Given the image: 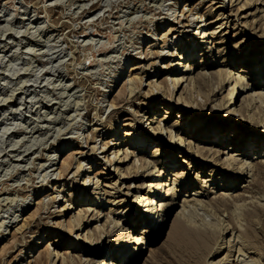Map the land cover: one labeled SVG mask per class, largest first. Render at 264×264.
<instances>
[{
    "label": "rangeland",
    "instance_id": "374dc122",
    "mask_svg": "<svg viewBox=\"0 0 264 264\" xmlns=\"http://www.w3.org/2000/svg\"><path fill=\"white\" fill-rule=\"evenodd\" d=\"M175 1L0 0V264H35L33 261L39 256L40 251L48 252L45 247L49 240L50 243H54L69 236L70 241L74 239L70 238L72 234L73 236L81 234L83 239H88L90 244L95 245L91 247V252H82L81 255L92 259L93 263L95 260L97 263L100 260H107L111 263L114 258L106 257L104 254L110 252V248L114 245L113 243L107 246L110 238L106 235L113 227V221L119 222L121 227L120 229L115 228V230L118 229L113 237L115 243L120 237L121 241L128 240L126 242H129L131 237L142 238L146 241L144 231L154 233L158 227L156 219L159 222L162 215H165L160 211L162 209L160 204L164 202L166 210L168 207L166 204H170L175 195L158 203L157 214L159 215L155 217L152 226L149 225L153 216L140 225L142 228L139 234H134L133 223H124V214H121V211L133 205L120 207V204L122 205L129 189L130 196L132 194L145 195L144 192H140V187L148 191V185L156 181V178L152 180L146 177L151 170L154 171V168H149L145 172L143 162L138 161L142 155L137 153V149L130 148L126 144L121 148V152L122 150L135 152L137 163L135 158L121 163L116 161L106 163L101 160V158H106V160L113 158L111 154L114 152V147L102 152L105 148L104 143L112 140V137L106 134V130L112 133L113 129H119V142L124 141L122 133H125L127 129L124 128V124L128 123L125 119L131 118L132 113L140 112L143 116L141 125L148 126L147 129L151 122L146 123L147 112L156 115L155 127L159 125L162 118L168 117L167 121L162 120L160 124L173 132L175 141L178 135H182L193 143L195 152L199 153V149L204 147L209 153L202 159H198L194 153L183 152L180 148L175 150V154L179 156L177 161L187 162L182 168H176V171H179L177 185L174 184L175 178L172 175H165V180L172 183L169 188L177 189L176 205L167 211L166 221L158 238L142 246L131 242V248L144 249L141 254L136 253L134 264H203L201 252L193 251L194 257L188 261L189 252L174 250L175 248L169 250L163 245L168 240L171 224L177 214L182 212L185 199L197 198L209 206L213 199L224 194V196L227 194L226 197L229 199L228 208L220 205L207 207L216 215L201 208L199 215L187 213L189 217L186 219L189 225H201L202 227L205 225L215 230L224 222L222 225L224 236L221 243L225 245V248L206 256L205 264H264V192H261V190L264 191V173L249 177L250 173L249 176L245 175L235 179L236 175L222 170L223 163L233 152L228 150L233 147L228 138H225L223 148L216 149L211 144L215 143L214 138L208 141L200 137L192 138L190 134L185 136L182 133L183 128L190 127L188 123L197 116V113L177 105L178 98L183 95V91L191 93L193 90L202 94L199 99L205 104L204 93L196 79L201 73L212 77L214 73L232 70L233 79H235L233 85L238 76L244 78L243 84L248 83L249 87L247 86L245 93L241 90L237 91V96L240 97L237 108L239 104L246 102L248 96L264 92V88L253 86L251 79L254 70L241 64L256 55L264 56V0H224V2L222 0H189L185 6L183 5L186 0H181V6L177 7ZM219 6L221 8H218ZM172 7H176L175 13ZM189 14L195 22L203 16L202 22L200 24L197 22L193 28H188L185 26L188 24L185 17ZM204 22L207 25L199 32L208 31L210 35L211 32L216 31V33L212 34L209 43L205 44L202 50L195 52L197 56L194 60L197 63H187L193 67L192 73H181L182 76L193 77L194 82L185 81L179 90L176 89L171 104L168 103L169 99L162 95H150V86L154 87L157 83L162 86L160 83L172 74L171 69L178 60L174 58L171 61L169 72L165 69L162 71L158 69L161 74L153 78L150 73L156 70L157 65L163 66L168 63V59L158 58L157 52L180 53L183 50L180 46L188 45L189 40L193 38L195 27L203 25ZM198 39L196 38L187 48L194 49L193 45L202 41ZM210 64L214 66L209 67ZM241 69L249 74L238 73ZM180 72L181 67L178 68L177 74ZM262 73L264 74V67L261 68ZM130 76L131 79L135 77L139 79H135V83L134 79L130 81ZM131 82L138 91L132 95L125 89L132 86ZM217 87L214 80L212 88L216 92ZM231 87L232 85L225 86V95ZM221 97V94L217 93L213 98L214 102L205 106L207 115L204 119L207 124L213 119H217L215 123L220 124L226 120L227 110H220L219 118H215L211 112L212 107H220ZM154 105L159 108H148ZM232 108L233 105L230 109ZM260 109H264V103L255 102L252 112ZM166 111L172 114L168 116ZM180 116L183 118L180 119ZM235 119H239L238 114ZM95 129H100L99 133H96ZM135 129L137 130V127ZM192 130L190 129L189 132ZM233 131L229 130L227 137H230ZM258 131L256 128H246L251 139H255ZM168 135L165 132L163 142L160 138L150 145L151 150L146 155L147 159L158 161L156 171L159 170V173L164 163L167 164V160L163 156L158 157L160 155L158 153L162 152V145L166 144L165 140L170 138ZM78 136L81 137L78 139ZM260 141L264 144L263 140ZM94 146L100 157L93 155L96 151ZM156 150L158 153L155 152ZM214 150L221 151L219 164L214 160L216 158L213 154ZM74 158L81 160L84 164L85 170L81 176L75 175L78 161ZM258 160L255 158L253 161L249 159L246 162H251L253 165ZM68 162L72 163L67 165ZM188 163L193 166L186 168L189 166ZM90 165L95 173H102L96 177L102 178L101 181L104 183L99 184L98 191L102 193L103 203L109 202L95 210L101 213L98 220L94 211L88 213L84 220L79 221V209L76 210V207L82 205L80 202L73 205L75 209L71 214L61 209L71 204V201L66 203L64 200L81 195L82 192H87L88 198L94 191L96 184L94 185L92 181L84 191L81 187L84 177L87 175L93 177L87 172ZM115 168L120 170H115ZM210 175H214L217 179L215 183L213 181L205 183L207 180H213ZM106 176L111 180L104 181ZM226 177L229 178L225 179ZM253 180L262 184V189L256 188L257 185H249L247 181ZM228 181L230 188L224 189V183ZM235 181L237 185L233 188ZM245 185L249 187L243 188ZM135 187L139 189L136 190ZM115 188L121 189L122 193L118 194ZM236 190L238 192H235ZM106 191L115 196L113 197V194L103 196ZM198 192L201 193L199 196H183ZM238 194L244 196L245 200L233 202ZM55 196L57 202H53ZM91 205L89 202V206ZM216 206L221 210L219 211L218 208L216 210ZM256 206L259 208H255ZM255 209H258V212ZM247 211L253 214L250 216L252 219L248 217L250 212L245 214ZM84 213L81 212V214ZM255 215L257 218H253ZM260 215L262 218L259 217ZM70 219L75 220L78 232L69 226ZM146 219V216L142 218L143 221ZM258 219L261 223H257ZM253 220L257 221L253 222ZM13 221L17 222L13 223ZM58 223L64 225L61 232L64 236L59 237V234V236L46 238L48 232L53 230ZM260 224L263 226L261 227ZM250 236L255 241L250 239ZM39 240H41V245L29 257L31 247ZM242 241L245 244L256 242L254 249L244 247ZM58 247L60 246H52V253L63 254L64 250L61 251ZM38 250L40 251L37 253ZM78 254L72 253L71 255L74 257ZM53 257V262L60 264L59 258H55L54 254ZM131 259L130 257L124 259L121 264H127ZM74 264L80 263L75 262Z\"/></svg>",
    "mask_w": 264,
    "mask_h": 264
},
{
    "label": "bare ground",
    "instance_id": "6f19581e",
    "mask_svg": "<svg viewBox=\"0 0 264 264\" xmlns=\"http://www.w3.org/2000/svg\"><path fill=\"white\" fill-rule=\"evenodd\" d=\"M175 2L177 3L176 7L181 6L180 5L181 0H176ZM188 2H189V0H186V2L184 3L183 6L187 5ZM222 2H224V0H222ZM176 7H172L173 13L176 12ZM218 8H221V6H219ZM190 14L187 15V17H185L186 20L188 21V24H186L185 26H187L188 28L189 27L193 28V25L195 23L198 22L200 24V22H202L203 16L199 17L200 20L195 22L193 19H191ZM178 15H180V14L178 13ZM206 25H207V23L204 22L203 25H200L199 27H195L193 35H192L193 36L192 40H189L188 45H181L180 46V49L183 48V50H181L180 53H177V52L176 53L175 52L169 53V52H167V53L163 54V52L162 53L157 52V54H156L157 57L162 58V59L163 58L168 59V63H167V65H163V66L158 64L156 70L154 72L150 73V75L153 78L159 77V75L161 74L158 71V69H160L161 71L165 69L169 72V69L171 67V61L174 58H178V60L176 61V63H174V65L171 69L172 74L168 77V79L166 78L160 83L162 86L157 85L158 83L156 85H154V87L150 86L151 87L150 95H152V96H156L157 94L162 95L163 97L168 98L169 99L168 103L171 104V101L173 100V94H174L176 89L179 90L185 81H189L190 83L194 82L193 77H191V76L185 77L184 75L182 76L181 73L185 74V73L191 72L193 67L187 65V63H197V61L194 60L195 56H197V54H195V52L197 50L198 51L202 50L203 46L205 44L209 43V39L212 36V34L216 33V31L211 32V35H210L208 31H205L203 33L199 32L200 29L205 27ZM219 28H221V27H219ZM196 38H199L198 41L199 40H202V41L197 42L196 45L194 44L193 45V46H195L194 49L187 48V46H189ZM205 39H207V40H205ZM152 40H154V39H152ZM161 40H163V39H161ZM207 49H205V51ZM263 62H264V56L262 54H260V55H256L254 58L250 59L247 62L241 63L243 66L250 67V69L254 70L253 71L254 73L252 74V79H251L253 82L254 88H256V87H260V89H261V87L264 88V82H263L264 81V74L263 73L261 74V68L264 67ZM175 65H176V69H174ZM132 66H134V65H132ZM212 66H214V65L213 64L209 65V67H212ZM179 67H181V72H180V74H177ZM238 73L241 74V73H248V72L245 71L244 69H241L238 71ZM212 77H213V79H211ZM212 77L207 76L206 73H203V74L201 73L198 76V78H196L198 83L200 84L201 91H203V93H204L203 97L205 99L204 100L205 104H203V101H201L199 99V96H202V94L197 93L195 90H193L191 93H189V92L185 93L183 91V95H181L178 98L177 105L184 107V108H187L190 111L193 110V112L197 113V116H195L194 118H192L189 121L188 126H190V127H188V128L184 127L183 128L184 131L182 133L185 136H188V134H190V136H192V138L200 137V138L208 140V141L214 138L215 143L212 142L211 144H212V147H214L216 149L223 148V144L225 143V138H228V140L230 141V144L233 146L232 148H230L228 150H231L233 152H231L230 157H228L226 159V161L223 163L224 168L222 170H224L225 172L231 173V175H236L235 179L237 177L242 178L245 175L249 176L250 173H251V175L249 177H254L258 173H262V172L264 173V161H262V158H264V144H262L260 141V140H263L262 142H264V109H260L259 111L252 112L253 108H255V102L256 103L257 102L264 103V92H258V93H256V95H254L255 94L254 93L253 95L248 96L246 102L239 104V107L237 108V103L239 102V98H240L239 96H237V91L241 90V91H243V93H245L246 90L248 89L247 86L249 87L248 83L243 84V81L245 79L238 76L236 78L237 81L233 85V82L235 79H233L234 77L232 75V70H229V71L226 70L224 73L223 72L214 73ZM137 78L135 77L136 80H137ZM133 79L134 78L131 79V76H130V81ZM136 80L134 81L135 83H136ZM140 80H138V81H140ZM214 80L216 81V83L218 85L217 92L215 91V89L212 88ZM140 83H141V81H140ZM226 85H232V87L229 89L228 94L225 95L224 88ZM171 87H172V90H171ZM125 89L128 90L130 95L135 94V92H138V91H136L135 86L133 87V83H132V86H129ZM217 93L221 94V96H222L221 97V105H220V107H215V106L212 107L211 112L215 118H219L220 110H222V109L227 110V114H226L227 117H226V120L223 121L221 124L215 123L217 121V119H213V120L209 121L210 123L207 124V121L204 119L205 116L207 115L205 112V106L214 102L213 98L217 95ZM232 105H233V108L230 109V107ZM111 106L113 108H115L113 105H111ZM148 108L157 109L159 107L157 105H154L153 107H148ZM164 109L169 110L168 108H164ZM132 114H133V116L131 118L125 119V121H128V123L124 124V128H127V129L125 131L123 130L125 133H122V139H123V134H124V139H125L124 141L119 142V129H113L112 133H111V131L108 132V130H106V134H108V136H111L112 140L108 141V143L107 142L104 143L105 148H103L104 150L102 149L103 150L102 152H105L109 148L111 149V147H114V152H112V154H111V156L113 158L110 157V159H108V160H106V158L105 159L101 158V160H104V162H106V163L108 161H110L111 163L115 162V161L119 162V163L129 162L131 160V158H135L136 163L141 160L143 162V165L145 168V169L144 168L143 169L145 170V172L149 168H154L153 169L154 171L151 170V172L148 173L146 175V177L151 178L152 180L156 178V181L154 180L150 183V185H148V188H149L148 191H147V189L143 190V187L142 188L140 187V192L145 193L144 196H138V194H132L130 196V194H131L130 189L126 192V195L124 197V201H123L122 205L120 204V207L121 206L127 207V205H133V206L131 208H127L125 211H121V214L122 213L124 214L123 215V217H124L123 222L127 223V224L133 223V228L135 230L134 234H137V233L139 234V232H141L140 230L142 228V226L140 227V225L143 224V222L148 221V219H150L151 216H153V219L151 220L149 226H152L154 224L155 217L157 215H159V214H157V211L159 210V209H157L158 203H162L163 200H165V198L167 200V198H169L172 195L173 196L175 195V196H174V199H172L173 201L170 204H168V203H167L168 205L166 204V207L168 206L166 208V210H165V205H163L164 202L162 204H160V206H162V209H160V211L165 213V215H162V218L159 222H158V219H156V223H158V227H156V229L154 230V233H150L149 231H144V237L146 238V241H143L142 238L131 237L130 241L126 242L128 240H126V241L122 240L121 241V237H120L119 240L115 243V241H114L115 239H113V237L115 236V232H117V230L120 229L121 227H120L119 222L113 221L114 222V224L112 223L113 227L110 230L108 229L109 231L107 232L106 235H108V237L110 238L107 246H111V244H113V243H114V245H112V247L110 248V252L109 251L106 252V255L104 254V256H106V257L110 256V258H112V259L114 258V260L111 263H110V261H107V260L106 261L100 260L97 263V261L95 260L96 264H107V263L108 264H121V263H123L124 259H127L129 257H130V259L131 258L132 259L128 260L127 264H134L135 263L134 259L136 258V255H137L136 253L140 252V254H141L144 249L142 248V249L138 250V249H135L134 247L131 248L130 247L131 242H133L134 245L142 246L144 244L151 243V242H153L154 239L158 238L159 235L161 234V231L163 228L162 226L166 221L167 211L170 210V208L173 205H176L177 189H170L169 188L172 183H168L165 180V175L166 174L172 175L173 178H175L174 184L177 185V180L179 179L177 176H178L179 171H176V168H182V166L183 165L185 166V163H187V162H185V161L184 162H178L177 159H179V156H177L175 154V150L180 148V150H182L183 152H186V153L188 152V153H192V154L194 153V156H196L198 159H202L203 157H205V155L207 153H209L207 148L205 149L204 147H201L199 149V153H197V151L195 152L193 149V146H192L193 143L191 141H189V139H185L182 135H178V137L175 141V139L173 137L174 136L173 132L168 131L167 130L168 128H166L164 126L162 127L160 124L162 122V120L167 121L168 117L162 118L161 122H159V125L157 127H155V123L157 122L156 115L154 113L147 112L146 113V116H147L146 123L151 121L149 123L150 127L147 129L148 126H145V125L143 126V124L141 125V121L143 118V116L141 115V112L140 113H132ZM171 114L172 113H169L168 111H166V115L169 116ZM237 114L239 116L238 120L235 119V116ZM179 118L181 119V118H183V116H180ZM181 124L182 123H180V125ZM186 126H187V123H186ZM135 127H137V130L135 129ZM246 128H256L259 130L257 133L258 135H256L255 139L250 138L251 135L247 134ZM190 129H193L192 132H189ZM99 130L100 129H95L96 133H99ZM165 130H167V131H165ZM229 130H234V131L230 134V137H227V133ZM95 131H93L94 135H95ZM248 131H249V129H248ZM165 132H166V134H169L168 136H170V138L165 140V142H166L165 145H162L163 146L162 152L158 153V150L155 151L158 154H160L159 156L157 155L158 157L161 158L163 156V158L165 160H167V162H166L167 164L164 163L165 167L163 166V169L159 173V170L156 171L158 161H152L150 159H147L146 155L149 153L148 151L151 150L150 145H152L155 141L162 138L161 142H163ZM193 132H195V133L193 134ZM261 136H263V137L260 139H257L258 137H261ZM80 137L78 136V139ZM111 137H110V139H111ZM87 138H89V136H87ZM252 138H254V137H252ZM91 140H92V138H91ZM239 141H241V142L239 143ZM124 144L129 145L130 148L137 149L138 150L137 153L141 154L142 157L140 159H138V161H137V155L135 152H129V151L125 152L123 150L121 152V148L125 147ZM81 146H82L81 148H83V145H81ZM157 146H160V145H157ZM93 148H94V150H96L95 146ZM163 149L165 151H163ZM210 151H212V149H210ZM97 152L98 151L96 150L95 153H93V155H95L96 157L98 156ZM195 153H197V154H195ZM81 154H84V153H81ZM213 154L216 156V158L214 160L216 161V163L219 164V162H220L219 154H221V151L220 150L219 151L214 150ZM254 154H256L258 156L254 155ZM157 156H155V158ZM98 157H100V156H98ZM255 158L259 159L260 161L258 160L257 163H255L253 165L251 162H249V163L246 162V160H249V159L253 161V160H255ZM74 159H76V158H74ZM206 159L207 158H205V160ZM72 162H73V159H72ZM72 162H70V163H72ZM70 163L69 164L66 163V164L70 165ZM106 163H105V165H106ZM161 164H163V163H161ZM191 165L192 164L190 163L189 166H187L186 168L191 167ZM194 167H195V164H194ZM68 168H69V166H68ZM139 168H140V166L138 167V169ZM84 170H85V167H84L83 162L81 160L78 161V166L76 168V171H75L76 174L75 175L81 176V174L83 173ZM115 170H118V169L115 168ZM87 172L91 173L93 175V177L91 178V176H89V175L84 177V179H82L81 187H82V190L84 191L85 188L90 186L89 184L91 181L94 182V185L96 184V186H95V189L92 192V194L90 196H88V198H87V192L86 193L82 192L81 195H75L74 197L72 196L66 200L63 199L64 202H66V203L71 201V204L69 206L65 207L64 209H61L63 211H67L69 214H71L72 210L75 209L73 205L74 204L77 205L80 202V204H82L80 206H82V208L84 207V209H80L81 208L80 206L76 207V210L79 209V213H78L79 214V216H78L79 221L84 220L88 213L94 212L97 208H101L109 202L108 201L107 203H105V202L103 203L104 198H102V196H101L102 193H101V191H98L99 184L102 185L104 183L101 181L102 178H96V177L102 173L101 172L95 173V171H93L91 165L88 167ZM156 173H158V175H155ZM210 176L213 177V180H207L205 183H208L209 181H213V183H215L217 181V179L214 177V175H210ZM82 178H83V176H82ZM107 178L108 177L106 176L104 178V181L111 180V179H107ZM227 178H229V177H226L225 179H227ZM238 179H240V178H238ZM257 179H259V178H257ZM261 179H263V178H261ZM256 181L257 180L247 181V182H249V185H251V184L257 185L258 187H256V188L262 189V184H259V182L257 181L258 182L257 183ZM229 183H230L229 181L224 183V189L230 188ZM236 185H237V181H235V185L233 188H235ZM249 185H245V186H243V188H248ZM103 186L107 187V185H103ZM204 187H207V185H204ZM129 188H131V187H129ZM135 189L137 190V189H139V187H135ZM116 190H117L118 194L122 193L121 189L120 190L116 189ZM235 192H238V190H236ZM261 192H264V191L261 190ZM117 193H115V194H117ZM112 194L113 193L106 191L103 194V196H105V195L109 196ZM199 194H201V193H199V192L198 193H191L190 195L185 194L183 196L191 197V196H199ZM36 195H38V192H36ZM224 195H222L220 197H216L215 199H213L210 202L209 206L205 203L203 204V202L199 201L197 198H193V199H189V200L185 199L183 201V205H182L183 206L182 212H180V214H177L176 218L173 221V224H171L172 226L170 228L171 230H170L169 236L167 238L168 240L165 243V245H163V246H167L169 248V250H171V248H173V249L175 248L174 250L177 249L180 251L189 252L190 257H189L188 261H190L191 258L194 257L192 254L193 251L201 252L203 264L206 263V260H205L206 256H208L209 254H211L213 252H218L219 249L221 250V249L225 248V245H222V243H221V239L224 236V232H223L224 228H222V225L224 222L220 225V227L218 226L219 228H216L215 230H211L210 228H208V226H205L204 224H203L204 227H202L201 225H200L201 227L198 225L197 226L196 225L195 226L189 225L187 223V219H186L187 217H189V215L187 213H197L199 215L200 214L199 213L200 208L204 209L205 211H208L212 214H215L213 211H211V210L209 211V209L207 208V207H210L211 205H213V206L220 205V206H224V207L228 208L229 207V199H228V197H226L227 194H226V196H224ZM112 196L114 197L115 195L113 194ZM243 199L245 200V197L242 196L241 194H238L233 199V202L243 200ZM53 202H57L56 196L54 197ZM89 202H90V205L91 204H94V205L89 206ZM112 202H114V200ZM178 205H179V203H178ZM52 207H53V205H52ZM257 207L258 206H256L255 208H257ZM211 208H213V207H211ZM216 208H218V210L220 209L217 206L215 207V209ZM260 209L262 210V208H260ZM256 210L258 212V209H255V211ZM261 210H260V212L262 213ZM81 212H85V213L81 214ZM99 212H100L99 210L95 211V215H96L97 220L101 216V213H99ZM110 212H112V210H110ZM248 212H250V211H247V213H245V214H248ZM263 212H264V208H263ZM172 214H173V211H172ZM249 214H248V217L253 215V214H251V212ZM256 215L253 216V218L254 217L257 218ZM145 216L147 217V219L143 221L142 218ZM245 217H247V216H245ZM259 217L262 218L261 215ZM108 218H110V216ZM244 219H247V218H244ZM259 219H258L257 223H259V222L261 223V220H259ZM109 220H111V219H109ZM194 220H195V218H194ZM248 220H246V221H248ZM256 221L253 220V222H256ZM14 222H17V221H13V223ZM248 222H250V221H248ZM78 223H80V222H78ZM108 223H111V222H108ZM257 223H256V225H257ZM68 224L75 232L79 231L77 229V227L75 226V220L70 219L68 221ZM256 225H252V226H256ZM260 225L262 227L264 224L263 225L260 224ZM63 227H64L63 224L58 223L54 227L53 230L48 232L46 238L55 237L56 235L59 236V234H60L59 237H63L64 234L63 233H62L63 235L61 234ZM117 227H118V229L115 230V228H117ZM250 227H251V224H250ZM19 229L20 228H18V230ZM250 230H252V229H250ZM103 231L106 232L107 230H103ZM245 232H248V231H245ZM120 234H123V233H120ZM245 234L248 235L249 233H245ZM254 237H255V235H254ZM70 238H74V239L69 241L68 240L69 236H68V238L67 237L62 238L61 240L55 241L54 243H50L49 242L50 240H49L47 242L48 245H46V247H45V249H48L47 250L48 252L43 253V251L42 252L40 251L41 249L38 250L37 253L40 251L39 256L36 259H34L33 262L35 264H55V261L53 262V260H52L54 258L53 257V254H54V256H56L55 258H57V257L59 258L60 264H74L75 262L80 263V264H95V263H93L92 259L86 258V256L81 255L82 252L83 253L91 252V247L93 248V246H95V245L90 244L89 243L90 241H87L88 239H83L81 234H77L76 236H73V234H72V236H70ZM133 239H135V240H133ZM247 239L249 240V238H247ZM250 239H252L251 236H250ZM252 240H254V239H252ZM77 241L79 242L78 244L76 243ZM219 243H220V247H219ZM255 244H256V242L255 243L250 242L248 244H245L244 241H242V245L244 247H249V248L252 247L254 249ZM40 245H41V240H39L36 244L34 243V245L30 249V254L27 253V254H29L28 256L31 257L32 256L31 253L35 252V249L37 247H39ZM104 245H105V243H104ZM52 246H60V247H58V249H60L61 251L64 250L63 254H60L59 252L52 253V250H53V249H51ZM152 251H154V250H152ZM72 253H79V254L75 255L73 257L71 255ZM96 253H97V251H96ZM154 254L155 253H153V255ZM64 255H65V257H64ZM152 258H154V257H152Z\"/></svg>",
    "mask_w": 264,
    "mask_h": 264
}]
</instances>
